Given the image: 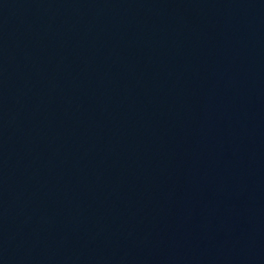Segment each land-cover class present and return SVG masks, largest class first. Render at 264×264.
<instances>
[{"label":"water","instance_id":"1","mask_svg":"<svg viewBox=\"0 0 264 264\" xmlns=\"http://www.w3.org/2000/svg\"><path fill=\"white\" fill-rule=\"evenodd\" d=\"M0 264H264V0H0Z\"/></svg>","mask_w":264,"mask_h":264}]
</instances>
